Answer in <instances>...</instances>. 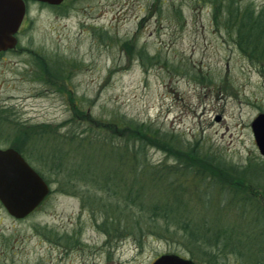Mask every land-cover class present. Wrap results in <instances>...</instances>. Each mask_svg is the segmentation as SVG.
I'll return each mask as SVG.
<instances>
[{
    "label": "rangeland",
    "instance_id": "374dc122",
    "mask_svg": "<svg viewBox=\"0 0 264 264\" xmlns=\"http://www.w3.org/2000/svg\"><path fill=\"white\" fill-rule=\"evenodd\" d=\"M237 1L264 8V0ZM15 35L14 48L0 55V147L15 139L50 190L21 218L0 203V264H148L174 250L147 229L124 234L120 196L85 190L86 178L67 180L75 176L37 157L38 147L51 145L45 127L51 142L67 130L97 135L110 131L111 116L121 113L172 133V150L207 147L264 170L249 126L264 111V73L215 25L209 0H61L59 6L26 0ZM126 43L154 57L141 62L124 51ZM37 56L47 58V69ZM155 145L146 146L150 163H171L169 146ZM98 155L95 166L110 164ZM83 160L72 158L74 166ZM101 174L85 176H110ZM121 175L128 181L132 173L112 176ZM104 215L107 226L100 225ZM223 264L240 263L228 257Z\"/></svg>",
    "mask_w": 264,
    "mask_h": 264
},
{
    "label": "trees",
    "instance_id": "16d2710c",
    "mask_svg": "<svg viewBox=\"0 0 264 264\" xmlns=\"http://www.w3.org/2000/svg\"><path fill=\"white\" fill-rule=\"evenodd\" d=\"M209 3L215 25L223 28L236 47L264 73V8L255 11L248 3L240 5L237 0ZM121 46L129 54L133 50L141 62L154 57L147 55L142 46ZM44 59L46 62V57L37 56L36 63L47 69L49 64L42 62ZM107 125L111 130L97 135L89 134L87 128L67 130L53 142L50 129L45 127L43 139L51 145L38 147L36 156L50 160L57 172L76 174L66 176L67 180L86 178L90 185L87 183L85 190L104 189L106 195L120 196L124 234H131L128 231L134 228L141 233L147 229L175 245L169 252L176 253L178 249V253L200 264H223L228 257L240 264H264V170L260 164L238 165L220 152L207 147L197 149L188 143L172 150V133L121 113H114ZM157 142L167 144L173 151L171 163L152 164L146 158V146H160ZM64 143H68L65 149L61 147ZM9 145L26 158L25 149L15 139ZM98 153L111 161L105 168L93 163V157H100ZM75 155L84 160L74 166ZM99 172L110 176L101 181L100 177L85 176ZM123 172L132 173L128 181L123 175L112 176ZM117 187L123 193L107 192ZM106 216L101 226H107Z\"/></svg>",
    "mask_w": 264,
    "mask_h": 264
},
{
    "label": "water",
    "instance_id": "95a60500",
    "mask_svg": "<svg viewBox=\"0 0 264 264\" xmlns=\"http://www.w3.org/2000/svg\"><path fill=\"white\" fill-rule=\"evenodd\" d=\"M26 0H0V50L15 44L14 32L22 19ZM58 4L61 0H37ZM256 148L264 158V111L250 120ZM47 182L12 146L0 147V203L13 217L19 218L36 206L49 192ZM150 264H200L175 252H161Z\"/></svg>",
    "mask_w": 264,
    "mask_h": 264
},
{
    "label": "flooded vegetation",
    "instance_id": "af4514ba",
    "mask_svg": "<svg viewBox=\"0 0 264 264\" xmlns=\"http://www.w3.org/2000/svg\"><path fill=\"white\" fill-rule=\"evenodd\" d=\"M15 32H16V31H15ZM15 32H14V35H15ZM15 36H16V35H15ZM14 46H15V44H14ZM14 46H12V47H10V48L1 49V50H0V55H1L2 53H4L5 51H8V50H10V49H13ZM39 80L41 81V79H39ZM23 141L25 142V138H24V136L21 137V141H20V142H23ZM8 146H10V145H8ZM39 175H40V174H39ZM72 175H73V176H76V174H72ZM40 176H41V175H40ZM41 177H42V176H41ZM42 178H43V177H42ZM46 195H47V194H46ZM46 195H45V196H46ZM45 196H44V197H45ZM44 197H43V198H44ZM43 198H42V200H43ZM42 200H41V201H42ZM41 201H40V202H41ZM40 202H39V203H40ZM39 203H38V204H39ZM38 204H37V205H38ZM37 205L34 206V207H33L29 212H27L25 215H27V214H29L30 212H32V211L37 207ZM2 206H3V205H2ZM4 209H5V208H4ZM7 213H8V212H7ZM8 214H9V213H8ZM25 215H24V216H25ZM24 216H22V217H24ZM19 218H21V217H19ZM7 238H8V237H7ZM7 238L5 239V245H6V246H8V240H7ZM150 262H151V261H150ZM148 264H150V263H148Z\"/></svg>",
    "mask_w": 264,
    "mask_h": 264
}]
</instances>
